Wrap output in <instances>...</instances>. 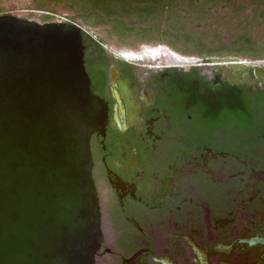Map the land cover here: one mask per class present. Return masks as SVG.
I'll return each instance as SVG.
<instances>
[{"label": "flooded vegetation", "instance_id": "flooded-vegetation-1", "mask_svg": "<svg viewBox=\"0 0 264 264\" xmlns=\"http://www.w3.org/2000/svg\"><path fill=\"white\" fill-rule=\"evenodd\" d=\"M102 47L86 48L109 107L91 137L95 264H264V60L221 71Z\"/></svg>", "mask_w": 264, "mask_h": 264}, {"label": "water", "instance_id": "water-1", "mask_svg": "<svg viewBox=\"0 0 264 264\" xmlns=\"http://www.w3.org/2000/svg\"><path fill=\"white\" fill-rule=\"evenodd\" d=\"M160 47L179 65L203 63ZM86 48L77 23L0 14V264H95L103 233L91 137L109 107ZM207 59L220 70L250 62Z\"/></svg>", "mask_w": 264, "mask_h": 264}, {"label": "trees", "instance_id": "trees-1", "mask_svg": "<svg viewBox=\"0 0 264 264\" xmlns=\"http://www.w3.org/2000/svg\"><path fill=\"white\" fill-rule=\"evenodd\" d=\"M29 9L41 12L43 22L69 11L71 23L82 19L124 43H165L202 59L264 60V0H32ZM84 40L104 60L102 42L85 30Z\"/></svg>", "mask_w": 264, "mask_h": 264}, {"label": "rangeland", "instance_id": "rangeland-1", "mask_svg": "<svg viewBox=\"0 0 264 264\" xmlns=\"http://www.w3.org/2000/svg\"><path fill=\"white\" fill-rule=\"evenodd\" d=\"M32 0H0V7L3 8V12L0 14L11 13L18 16H21L25 19L35 20L39 22H43L42 13L39 11H32L29 9L31 6ZM71 13L69 11H59L53 21H63V22H71L70 19ZM218 20V19H217ZM75 23L81 25L83 29L96 39L100 40L106 48L112 53H132V52H142L146 49V47L151 46H159V45H167L165 43L160 42H150V43H141V42H131L124 43L121 42L117 37L110 35L103 27H92L87 25L82 19H78ZM168 46V45H167ZM170 47V46H169ZM172 50L176 51L174 48L170 47ZM194 48V46H192ZM199 58H204L197 56ZM246 59L244 57H240ZM249 60V59H247ZM251 61V60H249ZM253 61V60H252ZM263 61V60H261Z\"/></svg>", "mask_w": 264, "mask_h": 264}, {"label": "bare ground", "instance_id": "bare-ground-1", "mask_svg": "<svg viewBox=\"0 0 264 264\" xmlns=\"http://www.w3.org/2000/svg\"><path fill=\"white\" fill-rule=\"evenodd\" d=\"M124 56H127L129 58L131 57H135V58H138L140 60L144 59V57H148L150 59H158V58H161V57H172L170 56L171 54H169V50L167 49H164L162 47L159 48V46H155V47H151V46H148L146 47V49L144 50V54L143 55H139L137 53H126V54H123Z\"/></svg>", "mask_w": 264, "mask_h": 264}]
</instances>
